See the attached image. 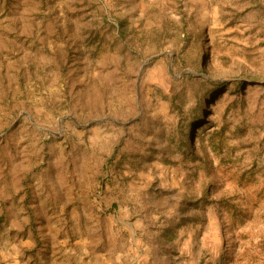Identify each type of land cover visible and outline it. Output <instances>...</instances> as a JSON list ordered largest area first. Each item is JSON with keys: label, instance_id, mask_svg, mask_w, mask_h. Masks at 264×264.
I'll return each instance as SVG.
<instances>
[{"label": "rangeland", "instance_id": "374dc122", "mask_svg": "<svg viewBox=\"0 0 264 264\" xmlns=\"http://www.w3.org/2000/svg\"><path fill=\"white\" fill-rule=\"evenodd\" d=\"M0 264H264V0H0Z\"/></svg>", "mask_w": 264, "mask_h": 264}, {"label": "trees", "instance_id": "16d2710c", "mask_svg": "<svg viewBox=\"0 0 264 264\" xmlns=\"http://www.w3.org/2000/svg\"><path fill=\"white\" fill-rule=\"evenodd\" d=\"M188 78L190 79H196L195 81L199 84V85H203V86H210L209 88L205 89L204 95H205V101L204 103H206L217 91H220L222 89H225V87L228 86V83L225 82H221L219 80H215L213 78H194L192 75H188ZM202 81V82H201ZM243 81L241 82H236V86L237 87H241L243 85ZM203 115L202 112V108H194L192 111V121H191V125L190 128L194 129L196 127H198L199 122L201 120V117ZM192 142V137L190 134H188L186 132L185 136H184V141L183 144L185 147H188L189 144H191Z\"/></svg>", "mask_w": 264, "mask_h": 264}]
</instances>
